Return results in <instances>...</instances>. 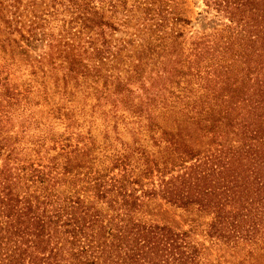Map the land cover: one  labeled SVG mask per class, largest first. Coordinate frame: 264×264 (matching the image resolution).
Segmentation results:
<instances>
[{
	"label": "trees",
	"instance_id": "1",
	"mask_svg": "<svg viewBox=\"0 0 264 264\" xmlns=\"http://www.w3.org/2000/svg\"><path fill=\"white\" fill-rule=\"evenodd\" d=\"M204 2L186 37L184 0H46L80 20L87 74H103L112 112L145 120L149 143L83 185L0 145V264H264V0ZM112 15L133 38L109 56ZM5 25L1 50L15 42Z\"/></svg>",
	"mask_w": 264,
	"mask_h": 264
},
{
	"label": "rangeland",
	"instance_id": "2",
	"mask_svg": "<svg viewBox=\"0 0 264 264\" xmlns=\"http://www.w3.org/2000/svg\"><path fill=\"white\" fill-rule=\"evenodd\" d=\"M179 7L191 20L184 30L188 37L204 24L206 5L204 0H184ZM54 11L46 7V0H0L1 28L6 29V21L16 28L9 33L15 42L0 49V145L5 155L12 153L21 163L58 166L62 172L66 166L70 182L83 185L86 172L95 176L111 167L121 147L135 140L148 144L149 132L145 120L133 112L110 110L102 99L103 74L95 69L87 74L93 68L88 60L92 55L80 20L62 7ZM109 17L107 21L118 28L98 44L109 45L110 56L122 37H133L113 15ZM159 122L177 128L165 118L159 117ZM195 145L205 147L206 141L198 139Z\"/></svg>",
	"mask_w": 264,
	"mask_h": 264
}]
</instances>
